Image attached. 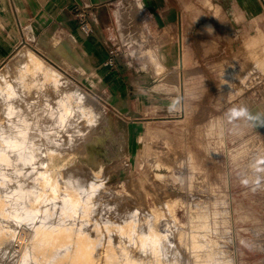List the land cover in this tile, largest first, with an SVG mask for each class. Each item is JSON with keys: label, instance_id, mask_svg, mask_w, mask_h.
<instances>
[{"label": "rangeland", "instance_id": "obj_1", "mask_svg": "<svg viewBox=\"0 0 264 264\" xmlns=\"http://www.w3.org/2000/svg\"><path fill=\"white\" fill-rule=\"evenodd\" d=\"M177 1L171 50L156 51L176 69L149 59L174 77L165 101L134 118L82 85L74 59L50 44L14 56L28 48L67 79L87 100L86 122L57 90L24 85L37 68L23 51L3 68L0 264H264V43L254 40L264 12L248 0ZM121 32L114 68L130 43ZM139 44L133 56L156 58Z\"/></svg>", "mask_w": 264, "mask_h": 264}, {"label": "crops", "instance_id": "obj_2", "mask_svg": "<svg viewBox=\"0 0 264 264\" xmlns=\"http://www.w3.org/2000/svg\"><path fill=\"white\" fill-rule=\"evenodd\" d=\"M248 1L250 6L264 12V0ZM82 12L93 29L91 34L82 30L79 17ZM180 13L177 0H0V69L23 46L48 45L52 40L61 39L72 44L77 52L75 73L81 78L79 82L102 100L110 98L119 102L121 99L125 115L134 118L135 109L147 108L151 98L161 100L160 103L165 101L160 99L161 87L167 82L166 77H174V72L158 74L150 60H163L167 68L176 69L177 61L173 65L172 56L169 62L162 56L171 50L168 48L172 41L170 26L178 22ZM122 28L129 44L140 41L145 46L152 44L151 54L156 58L133 56V45L128 44L127 53L118 59L120 68L111 67L109 52L113 44L122 42ZM254 40L264 43L263 33ZM3 45L8 46L4 54ZM138 50L142 52L144 48L135 49V53ZM156 51L159 56L163 54L162 58L157 57ZM184 51L186 57L183 58L182 47L178 60L187 58L185 48ZM3 60L6 61L1 65ZM136 60L140 63L136 64ZM256 65V76L264 73V59ZM147 78L157 81L151 85ZM249 82L248 77L246 83ZM115 107L120 108L117 104Z\"/></svg>", "mask_w": 264, "mask_h": 264}, {"label": "bare ground", "instance_id": "obj_3", "mask_svg": "<svg viewBox=\"0 0 264 264\" xmlns=\"http://www.w3.org/2000/svg\"><path fill=\"white\" fill-rule=\"evenodd\" d=\"M124 9V8H123ZM63 42H60L59 40L57 42L55 41H51L50 43V51L54 52L55 55H57L59 58H62L64 60H68L69 56L71 58L74 59V62H76V56H77V52H75V48L73 47V45L71 44L70 46V50L71 52L69 53V49L68 47H63L64 45L62 44ZM55 46V47H54ZM23 51V53L21 54V58L26 59V61L29 63V61L31 62L30 64L32 65V67H36L37 69H35V71H33L34 73H31V76L29 74L28 78H24V85L26 87L31 86V88H47V89H54L57 90L59 92V95L61 97V99H63V104L66 107V111H70V113H73V120L78 121L80 120H84L86 122L87 118H88V112L86 110V107L84 104H86L87 100L85 98V96L81 93V92H77V90L74 88V86L69 83L67 81V79H65L56 69H54L49 63H46L45 60H43L42 58H40L39 56H37L35 53H33L32 51H28V48L24 50H21L20 53ZM20 53L16 54L15 56H13L12 60L14 58H17ZM22 59V62L23 60ZM9 62V61H8ZM8 62L5 64L6 66V71L7 73H11L12 68L11 67H7ZM49 64V65H48ZM30 65V66H31ZM4 66V67H5ZM3 67V68H4ZM84 67V66H83ZM3 68L0 69V80L2 79V77L6 74H4V72L2 71ZM36 71H39V73H36ZM13 72V71H12ZM39 74V76H37ZM48 76V77H47ZM15 81H18L16 78L14 79ZM18 84L20 85V83L18 82ZM230 84V83H229ZM69 89H68V88ZM99 112V111H98ZM82 115V116H81ZM71 116V114H70ZM76 116V117H75ZM77 118V119H75ZM92 118V117H91ZM89 118V119H91ZM89 125V124H88ZM241 126V125H240ZM5 192H0V198L4 199V198H8L6 196ZM7 201V200H6ZM9 201V200H8ZM3 202V201H2ZM7 204V203H6ZM12 205V203H11ZM14 205V204H13ZM10 206V205H9ZM17 206V205H16ZM12 208V207H11ZM15 209V208H14ZM22 209V208H21ZM1 210V209H0ZM9 210V209H8ZM2 211V210H1ZM6 211V210H5ZM4 211V212H5ZM11 211V210H10ZM21 211V210H20ZM14 212V211H13ZM7 213V212H6ZM1 214V213H0ZM5 215V214H4ZM15 215V213H14ZM8 216V215H7ZM6 216V217H7ZM3 217V216H2ZM8 218V217H7ZM11 218V217H10ZM9 218V219H10ZM12 219V218H11ZM7 220V219H6ZM8 222V221H7ZM16 223V222H15ZM10 224V222L8 223ZM37 228V227H36ZM41 229V228H40ZM52 230V229H51ZM56 231V228L55 230ZM37 232V230H36ZM50 232V231H49ZM34 233V231H33ZM40 234V233H39ZM47 234V233H46ZM32 236V235H31ZM35 236V235H34ZM33 236V237H34ZM54 236V235H53ZM57 236V235H56ZM37 237V236H36ZM52 237V236H51ZM55 238V237H52ZM34 239V238H33ZM12 240V239H11ZM55 240V239H54ZM35 241V240H34ZM43 241V240H42ZM57 241V240H56ZM79 241V240H78ZM80 242H82L80 240ZM84 242V241H83ZM82 242V243H83ZM34 243V242H33ZM77 243V242H76ZM39 244V243H38ZM53 244V243H52ZM59 244V243H58ZM45 245V244H44ZM33 246V244H32ZM37 246V245H35ZM49 246V245H48ZM53 246V245H51ZM55 246V245H54ZM64 246V245H63ZM78 246V245H77ZM31 247V246H30ZM43 247V246H42ZM33 247H31L32 249ZM37 249L39 247H36ZM41 249V248H40ZM39 250V252H41ZM44 249V248H43ZM51 249V248H50ZM30 250V249H29ZM49 250V249H48ZM32 251H34L32 249ZM3 252V251H2ZM36 252V251H35ZM83 252V251H82ZM33 253V252H32ZM43 253V252H42ZM48 253V252H47ZM37 254H39L37 252ZM84 254V253H83ZM35 255V254H34ZM33 255V256H34ZM41 255V253L39 254ZM45 255V254H44ZM81 256V253H80ZM38 258V256H37ZM44 258V257H43ZM48 258H50V256L48 255ZM47 258V259H48ZM34 260V258H32ZM53 259V257H52ZM73 259V258H72ZM46 260V259H45Z\"/></svg>", "mask_w": 264, "mask_h": 264}, {"label": "built area", "instance_id": "obj_4", "mask_svg": "<svg viewBox=\"0 0 264 264\" xmlns=\"http://www.w3.org/2000/svg\"><path fill=\"white\" fill-rule=\"evenodd\" d=\"M79 17H80V21H81V27H82V30L86 33V34H91L93 32V29L92 27L90 26V24L86 21V15L84 12L80 13L79 14ZM115 46V45H114ZM118 49H114V47L111 48L109 54H110V58L108 60V64L111 66V67H114L115 63V58L117 57V54L118 52Z\"/></svg>", "mask_w": 264, "mask_h": 264}]
</instances>
